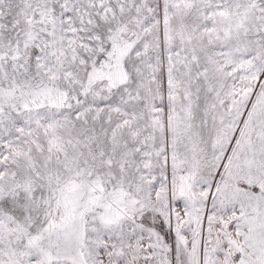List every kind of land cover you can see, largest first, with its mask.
Returning <instances> with one entry per match:
<instances>
[{"label": "snow or ice", "instance_id": "6c2138e0", "mask_svg": "<svg viewBox=\"0 0 264 264\" xmlns=\"http://www.w3.org/2000/svg\"><path fill=\"white\" fill-rule=\"evenodd\" d=\"M0 264H264V0H0Z\"/></svg>", "mask_w": 264, "mask_h": 264}]
</instances>
